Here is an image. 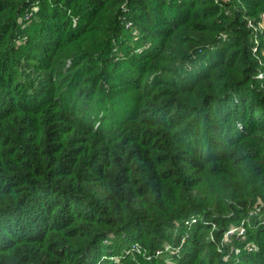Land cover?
Instances as JSON below:
<instances>
[{"label": "trees", "instance_id": "16d2710c", "mask_svg": "<svg viewBox=\"0 0 264 264\" xmlns=\"http://www.w3.org/2000/svg\"><path fill=\"white\" fill-rule=\"evenodd\" d=\"M263 19L0 0V264H264Z\"/></svg>", "mask_w": 264, "mask_h": 264}, {"label": "rangeland", "instance_id": "374dc122", "mask_svg": "<svg viewBox=\"0 0 264 264\" xmlns=\"http://www.w3.org/2000/svg\"><path fill=\"white\" fill-rule=\"evenodd\" d=\"M256 30L258 29H261V30H264V19L262 21H260L259 25L255 28ZM262 76V75H260ZM120 90V89H119ZM119 93L113 98V100H111L109 102V118H113V117H119L120 115H122L123 113H126V111H129L130 110V103H131V99L133 98L134 96V93L133 91H127V93L125 92H120L118 91ZM130 104V105H129ZM112 116V117H111ZM249 221V219H248ZM245 222V218L244 219H241L240 223L242 224L243 226V223ZM239 225V224H238ZM234 226V227H239V228H245L247 229V225L245 227H242V226ZM250 251L253 250L252 247H247ZM166 250L170 251L171 253L175 251V248L171 245V244H167L166 246ZM237 251V250H236ZM163 254H164V251H161V252H158V256L159 257H163ZM165 256V255H164ZM104 258L107 257V256H103ZM114 257H118L117 256H114ZM166 258H169V257H166ZM237 258H241V257H237ZM169 262V264H172L170 259L167 260Z\"/></svg>", "mask_w": 264, "mask_h": 264}, {"label": "built area", "instance_id": "2783aa9c", "mask_svg": "<svg viewBox=\"0 0 264 264\" xmlns=\"http://www.w3.org/2000/svg\"><path fill=\"white\" fill-rule=\"evenodd\" d=\"M242 227H244V226H242ZM244 229L245 228L233 227L227 231L226 237H229V236L235 234L238 230H240L241 233H244V231H245Z\"/></svg>", "mask_w": 264, "mask_h": 264}]
</instances>
